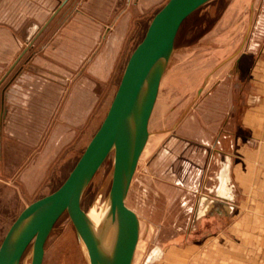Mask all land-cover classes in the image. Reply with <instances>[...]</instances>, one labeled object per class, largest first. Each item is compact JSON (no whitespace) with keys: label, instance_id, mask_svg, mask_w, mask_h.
<instances>
[{"label":"rangeland","instance_id":"374dc122","mask_svg":"<svg viewBox=\"0 0 264 264\" xmlns=\"http://www.w3.org/2000/svg\"><path fill=\"white\" fill-rule=\"evenodd\" d=\"M166 1L159 0L131 16L123 53L110 78L95 84L92 111L70 131V142L59 143V149L55 147L54 159L45 168L44 180L38 187L28 188L22 180L23 173L29 170L26 164L17 168L22 173L12 179L0 166V243L25 206L54 191L67 177L100 126L131 52ZM88 2L56 1L55 10H48L56 11L48 22L63 23L69 10L81 9ZM232 2L208 1L183 22L176 36L148 121V138L125 200L139 220L132 264H165L166 249L197 239L196 220L204 203L239 197L232 170L264 168V128L260 127L264 120V0H243L238 10H228ZM41 5L39 0H0V74L10 69L12 51L14 60L22 53L23 48L16 49L15 41L10 44V39L22 40L27 24L30 28L42 25L37 10H31ZM51 5L45 2L43 6L48 9ZM132 10L139 9L135 6ZM40 44L41 41L22 56L40 50ZM22 56L14 63V71H20L21 65L27 71L28 61H23ZM21 83L22 78H16L13 89L19 91ZM252 111V119L257 122L254 126L246 116ZM7 131L2 124L0 134L6 135ZM42 145L39 141L30 155L38 156ZM224 164L229 197L220 195ZM112 168L110 154L82 194L85 212L91 207L98 211L104 207ZM255 177L257 183L264 182L263 174ZM258 193L259 190L253 192L254 197ZM155 249L162 252L161 257H155ZM30 261L31 245L20 264ZM42 264H88L84 245L67 214L61 215L50 231Z\"/></svg>","mask_w":264,"mask_h":264},{"label":"crops","instance_id":"0c3cea01","mask_svg":"<svg viewBox=\"0 0 264 264\" xmlns=\"http://www.w3.org/2000/svg\"><path fill=\"white\" fill-rule=\"evenodd\" d=\"M56 1L60 0H39L42 5L31 10H37L42 25L30 28L27 24L22 40L10 39L16 49L23 48L22 53L40 41L41 49L29 55L21 53L16 60L12 51L10 69L0 74V127L5 124L8 129L6 135L0 134V166L12 179L21 175L17 168L26 164L29 170L22 180L33 189L43 182L55 147L70 142V131L92 111L94 86L110 78L123 53L131 16L159 0H89L81 9L69 10L63 23L54 25L48 21L56 11L48 10H55ZM242 1L233 0L228 10H238ZM45 2L51 7L46 9ZM135 6L139 10H132ZM21 56L28 61L27 71L21 64L20 71H14ZM16 78H22L19 91L12 87ZM253 113L246 115L251 126L257 123ZM39 141L43 144L40 154L32 157ZM225 167L220 173V195L229 197ZM230 174L240 198L204 203L202 209L207 210L200 211L196 220L197 239L166 249L165 264H264V182L257 183L255 177L264 175V168H235ZM221 189L226 194H221ZM258 190L259 196L254 197ZM153 252L155 257L162 255L159 249Z\"/></svg>","mask_w":264,"mask_h":264},{"label":"water","instance_id":"95a60500","mask_svg":"<svg viewBox=\"0 0 264 264\" xmlns=\"http://www.w3.org/2000/svg\"><path fill=\"white\" fill-rule=\"evenodd\" d=\"M210 0H167L131 52L108 110L64 181L25 206L0 243V264H20L31 245L30 264H42L53 226L66 213L86 249L88 264H132L139 237L137 214L126 195L148 138V121L182 22ZM112 154L107 209L94 228L81 198L96 171ZM111 228L104 242L103 232Z\"/></svg>","mask_w":264,"mask_h":264},{"label":"bare ground","instance_id":"6f19581e","mask_svg":"<svg viewBox=\"0 0 264 264\" xmlns=\"http://www.w3.org/2000/svg\"><path fill=\"white\" fill-rule=\"evenodd\" d=\"M225 168H226V167H225ZM221 190H222V189H221ZM227 190H229V189H227ZM221 194H226V191L223 189L222 192H221ZM107 206H108V204H107V201H106L104 207H103L101 210L98 211L95 207H91V208L86 212L88 218H89V219L91 220V222L93 223L94 228H97V227L100 225L101 220H102V217L104 216V214H105V212H106ZM206 210H207V207L203 208V209L201 210V213L205 212ZM110 235H111V228H110V226H109V227H107V229H105V231L103 232V235H102V239H103V241L106 242V241L109 239ZM80 241H81V240H80ZM81 242H82V241H81ZM82 244H83V242H82ZM83 245H84V244H83ZM84 251H85V254H86L87 261H88V256H87V253H86V249H85V247H84ZM28 262H29V261H28Z\"/></svg>","mask_w":264,"mask_h":264},{"label":"trees","instance_id":"16d2710c","mask_svg":"<svg viewBox=\"0 0 264 264\" xmlns=\"http://www.w3.org/2000/svg\"><path fill=\"white\" fill-rule=\"evenodd\" d=\"M188 17H189V16H188ZM188 17H187V18H188ZM187 18H186V19H187ZM186 19H185V20H186ZM185 20H184V21H185ZM184 21H183V22H184ZM183 22H182V24H183ZM182 24H181V25H182ZM180 27H181V26H180ZM179 29H180V28H179ZM178 31H179V30H178ZM177 34H178V33H177ZM175 40H176V39H175ZM64 214H66V213H64ZM62 215H63V214H62Z\"/></svg>","mask_w":264,"mask_h":264}]
</instances>
